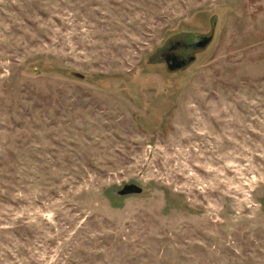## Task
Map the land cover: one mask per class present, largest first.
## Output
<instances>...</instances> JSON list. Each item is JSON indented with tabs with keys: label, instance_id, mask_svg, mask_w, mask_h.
<instances>
[{
	"label": "rangeland",
	"instance_id": "374dc122",
	"mask_svg": "<svg viewBox=\"0 0 264 264\" xmlns=\"http://www.w3.org/2000/svg\"><path fill=\"white\" fill-rule=\"evenodd\" d=\"M0 264H264V0H0Z\"/></svg>",
	"mask_w": 264,
	"mask_h": 264
},
{
	"label": "flooded vegetation",
	"instance_id": "af4514ba",
	"mask_svg": "<svg viewBox=\"0 0 264 264\" xmlns=\"http://www.w3.org/2000/svg\"><path fill=\"white\" fill-rule=\"evenodd\" d=\"M205 35H200L197 36L196 40L191 41V42H183V44L181 45L183 47V49H181V51H177L175 52V49H173L175 46H170V48H166L165 50H163L160 54L159 57L163 60L165 66L167 63H170L171 60H168V62L166 63L164 61V59L166 57H169L170 59H174V63L175 64H179V67L184 66L185 64H187V62L191 59V55H188L187 57H184V55L188 54L191 50L194 49H198V48H202L204 47L208 42H205L206 40ZM177 48H180V46H177ZM176 68V69H178ZM174 70V69H173Z\"/></svg>",
	"mask_w": 264,
	"mask_h": 264
},
{
	"label": "water",
	"instance_id": "95a60500",
	"mask_svg": "<svg viewBox=\"0 0 264 264\" xmlns=\"http://www.w3.org/2000/svg\"><path fill=\"white\" fill-rule=\"evenodd\" d=\"M210 39V37H206L205 42H208ZM177 45V43H174L173 46ZM168 60H171L170 63H167ZM164 61L167 63L166 67L169 70H173L179 67V64H175L174 59H170L169 57H166L164 59ZM73 75L78 77V78H83V75L78 73V72H73ZM142 191L141 187L138 186L135 183H124L121 185V187L117 190H114V194L117 196H124V195H128V194H140Z\"/></svg>",
	"mask_w": 264,
	"mask_h": 264
}]
</instances>
